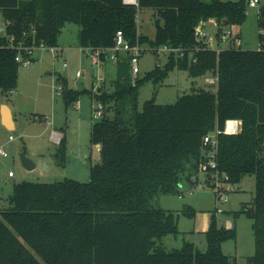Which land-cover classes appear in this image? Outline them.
Here are the masks:
<instances>
[{
    "label": "trees",
    "instance_id": "16d2710c",
    "mask_svg": "<svg viewBox=\"0 0 264 264\" xmlns=\"http://www.w3.org/2000/svg\"><path fill=\"white\" fill-rule=\"evenodd\" d=\"M249 0H139L128 6L123 0H0L5 35H0V89L18 86L20 57L35 62V50L57 49L67 24L80 27L79 46L110 49L118 31L126 41L145 47L181 49L183 57L168 55L164 68L157 66L135 82L131 57L117 55L113 92L96 93L68 88L61 76L62 98L67 107L82 94L95 96L104 115L92 125L91 144L100 145L101 162L91 167L90 182H21L14 185L10 208L0 212V264H236L223 244L238 237L235 227L218 226L216 216L205 233L207 250L184 242L181 249L167 250L161 240L179 234L180 214L156 208L152 201L177 192L183 179L198 178L207 149L204 137L224 130L228 120H241V132L218 136V170L232 185L255 176L254 206L241 215L253 221L255 254L248 264H264V5L260 7L259 50L208 48L196 29L216 21L242 26ZM155 12L154 39L139 35L138 12ZM13 41L11 42V40ZM234 45V46H233ZM146 48V47H145ZM107 58L101 55V63ZM195 60V61H194ZM176 68L192 78L211 73L218 77L216 92L197 90L183 94L176 103L146 101L139 110L141 88L161 84ZM113 106L114 116L107 113ZM65 141L56 154L64 165ZM191 209V210H189ZM185 215L195 216L187 207Z\"/></svg>",
    "mask_w": 264,
    "mask_h": 264
},
{
    "label": "rangeland",
    "instance_id": "374dc122",
    "mask_svg": "<svg viewBox=\"0 0 264 264\" xmlns=\"http://www.w3.org/2000/svg\"><path fill=\"white\" fill-rule=\"evenodd\" d=\"M202 1L211 3L214 0ZM263 5L264 0H261L258 8L247 6V19L241 26L242 32L239 36L241 42L235 44L234 48L244 51L259 50L261 30L258 19L260 7ZM154 14L150 9L139 10V35L155 38L157 17ZM4 27L5 20L0 11V29ZM222 29L229 31L231 27L224 26ZM206 31L213 36L218 29L209 24L206 25ZM232 31L238 33V28L232 27ZM79 32L78 25L67 24L59 38L61 48L56 51L46 47L35 50V62L19 66L17 89L12 93L0 89V148L5 152L4 155L0 154V212L10 208L9 199L16 184L25 181L55 183L66 179L88 183L91 167L101 162L100 148L91 144L92 125L101 120L96 119V109L100 102L95 96L82 94L77 103L67 107L62 98L63 87L62 83L58 82V77L64 78L68 88L75 91H80V83L89 92L96 93L99 88L105 87L107 92L111 93L114 90L113 82L117 77L118 66L115 61L110 60L95 65L91 57L79 46ZM217 44V41L213 42L214 49L231 48L228 43L219 46ZM145 47L144 54L140 57V78L157 66L164 68L168 62V55H157L151 46ZM65 64L67 67H64ZM79 72L81 77L76 79ZM213 78L215 76L211 73L192 78L188 71L176 68L161 84L148 82L141 88L139 110H142L146 101L153 99L157 104L166 105L176 103L183 94L193 91L216 92L215 83L208 81ZM3 104L12 110L16 123L14 130H8L2 125ZM107 108V113L113 117V106ZM11 137L13 139H10ZM63 141L66 158L64 165H59L56 154ZM23 155L35 164V169H25L21 159ZM212 180L211 174L200 171L198 178H192L191 181L183 179L176 193L160 196L152 201L156 208L171 209L180 214L179 234L163 237L161 245L167 250H174L181 249L184 242H190L201 251L207 250L205 233L210 227L214 213L218 226L228 228L230 221L237 230V239L223 244L224 253L236 260V264H248V258L255 254L253 221L244 215L235 218L234 214L241 212L245 206H254L256 178L246 176L240 184L232 185V191L227 193V203H223L210 187ZM189 206L196 210V218L184 214ZM205 217H208V226L204 221Z\"/></svg>",
    "mask_w": 264,
    "mask_h": 264
},
{
    "label": "built area",
    "instance_id": "2783aa9c",
    "mask_svg": "<svg viewBox=\"0 0 264 264\" xmlns=\"http://www.w3.org/2000/svg\"><path fill=\"white\" fill-rule=\"evenodd\" d=\"M123 3L128 6H139V0H123ZM261 3V0H249V7L250 8H258ZM10 23H5V27L0 29V35H5L6 33V26H8ZM213 25L218 29V32L215 35H211L206 31V25ZM219 24L216 21H210L209 23L201 24L197 29L196 33L200 40L204 42V45H206L208 48H213V42L217 41V46L219 44H239L241 42L239 34L235 33L232 30L224 31L223 29L219 31ZM13 39L11 40V42ZM45 48V47H44ZM54 49V48H52ZM218 52L221 51V49L217 48L214 49ZM56 51V49H55ZM89 57H91L93 63L95 65H98L101 63V55H105L107 58L111 59L112 61H115L117 59V55L121 53H127L131 57V70L133 75V80L135 82L136 78L140 74V57L144 54V48L140 44L139 41L133 46L128 41H126L124 34L122 31H118L115 38V46L110 49H85L84 50ZM175 54L177 58L183 57L184 53L181 49H175L171 48L169 46H164L160 49H158V54ZM18 62L23 63L24 65H28V61H23L20 57L17 58ZM195 61V60H194ZM64 67H67V64L64 65ZM81 77V73L79 72L77 74V78ZM103 80V79H101ZM212 83L217 84L218 77L215 76L212 80ZM96 119H101L104 115V106L100 103L99 106L96 109ZM242 129V121L241 120H228L225 124V128L223 131L216 129L214 132L210 133L209 135L204 137L203 146L207 149V152L205 154V157L203 161L200 164V171H202L205 174H211L213 176L212 185L209 186L213 188L218 195V198L223 202L227 203L229 200V197L227 193L232 191V184H229L226 182L225 177L226 175L224 173H221L218 170V149H219V141L218 136L222 133L228 134V135H234L241 132ZM10 139H13L12 137ZM0 154L4 155L5 152L2 148H0ZM10 176H12V173H10ZM228 224H230L228 222Z\"/></svg>",
    "mask_w": 264,
    "mask_h": 264
},
{
    "label": "water",
    "instance_id": "95a60500",
    "mask_svg": "<svg viewBox=\"0 0 264 264\" xmlns=\"http://www.w3.org/2000/svg\"><path fill=\"white\" fill-rule=\"evenodd\" d=\"M78 85H79L80 89H83L82 84L79 83ZM2 118H3V125L5 127H7L9 130L13 129V127H12V123H13L12 113L10 112V109L7 106H4V108H3ZM96 146L98 148H100V145H96ZM21 159H22V164L25 167V169H27L29 171L35 169V164L31 160L27 159L25 155H23L21 157Z\"/></svg>",
    "mask_w": 264,
    "mask_h": 264
},
{
    "label": "crops",
    "instance_id": "0c3cea01",
    "mask_svg": "<svg viewBox=\"0 0 264 264\" xmlns=\"http://www.w3.org/2000/svg\"><path fill=\"white\" fill-rule=\"evenodd\" d=\"M235 27H237L238 28V34H239V36H240V34H241V32H242V29H241V26H235ZM59 48H61L60 46L58 47V49ZM75 78V77H74ZM4 106H7L9 109H10V107L8 106V105H6V104H3L2 105V111H1V122H2V125H3V118H2V112H3V108H4ZM10 112L12 113V110L10 109ZM12 120H13V123H12V127H13V129L12 130H14L15 128H16V123H15V121H14V117H13V113H12ZM4 126V125H3ZM7 128V127H6ZM8 129V128H7ZM9 130V129H8ZM97 147V146H96ZM190 207V206H189ZM192 208V207H191ZM192 209H194V208H192ZM166 210V209H165ZM189 210H191V209H189ZM195 210V209H194ZM167 211H173V210H171V209H167ZM196 211V210H195ZM174 212V211H173ZM193 218H196V212H195V216L193 217ZM179 220H180V218H179ZM204 221L206 222V225L208 226V217H205L204 218ZM230 224H228V228L227 229H231V228H233V224H232V222H230V221H228ZM220 227H223V226H220Z\"/></svg>",
    "mask_w": 264,
    "mask_h": 264
}]
</instances>
